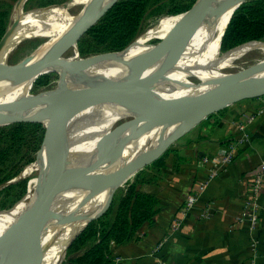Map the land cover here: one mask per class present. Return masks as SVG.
Masks as SVG:
<instances>
[{
  "label": "bare ground",
  "instance_id": "6f19581e",
  "mask_svg": "<svg viewBox=\"0 0 264 264\" xmlns=\"http://www.w3.org/2000/svg\"><path fill=\"white\" fill-rule=\"evenodd\" d=\"M91 1L72 0L70 4H54L31 11H26L24 5H20L14 13L16 17L20 18V22L11 42L13 52L26 40L55 37L46 47L37 49L34 54L35 59L43 56L75 21L76 15L70 13V8L82 3L88 2L87 4H89ZM240 2L241 0H210L200 7V11L194 8L186 15L162 20L154 28L139 36L129 47L127 53L132 59L103 63L83 74L76 86V94L80 93L81 95L77 107L78 112L82 113L84 118L80 122L79 141L71 158V165L79 157L83 160L97 157L100 140L104 133L109 132L115 121L125 117L130 112V107L141 96L159 95L164 97L174 95L185 100H192V105L163 131H160L136 149H126V152L139 150L140 147L148 145L158 136L171 130L198 107L201 94L232 81V76L225 73L224 69L233 66L236 60L254 51L264 53V42L258 41L242 44L234 48L235 50H231V52L223 53L220 51L223 32L234 8ZM179 26L182 27V33L178 43L172 47L151 46V40L171 33ZM198 38L200 39L199 43L196 42ZM13 52H11L10 57ZM77 56L78 52L75 51L72 58L74 59ZM137 57H143L159 68L170 66L174 68L172 75L181 79L136 88L131 83V79L137 71L143 68V64L135 60ZM61 65L62 61H57L50 67V70H60ZM255 72H264V59L260 61L259 68ZM190 75L197 76L204 80L206 84H196L193 80H190ZM8 77H14L16 82H22L19 83V91L11 98L6 96ZM8 77L0 79V111L2 114L10 113L11 111L8 112L7 110L13 108V111L28 97L32 83L36 78L34 74ZM117 80H121L125 86L118 96L124 94L125 98L118 103L108 104L101 112V116L89 122L88 119L95 109L90 106V102L95 96L94 93H97V90L107 92L111 84ZM72 87L73 79H71L69 91ZM69 91L61 104L56 105L55 108H49L52 117L59 121L61 126H64L66 111L69 108ZM129 91L130 94H128ZM34 111L38 112L35 109ZM85 133L87 137L84 140ZM107 133L105 134L106 137ZM66 153L67 147L61 143L58 151L53 156L39 161L33 167L31 166L32 168L30 167L25 171V174H27L37 168H52L50 174L35 179L30 191L39 190V196H42L44 192L53 186ZM130 169L131 162H120L112 168L106 169L105 173L89 189H69L58 196L55 201V214L39 232L40 242L46 248L44 264H60L62 262L69 243L85 226L88 219L104 207L110 190ZM34 206L35 204L27 203L24 199L13 211H11L12 209L9 210L10 213H7L9 211L0 213V238L3 237L8 240ZM5 242L0 241V245ZM25 262L26 256L21 254L10 263L25 264Z\"/></svg>",
  "mask_w": 264,
  "mask_h": 264
},
{
  "label": "water",
  "instance_id": "95a60500",
  "mask_svg": "<svg viewBox=\"0 0 264 264\" xmlns=\"http://www.w3.org/2000/svg\"><path fill=\"white\" fill-rule=\"evenodd\" d=\"M117 1L119 0H92L89 4L85 5L84 8L76 14V19L69 29L54 42L43 56L39 58H34L37 48L21 61L12 64L9 63L10 54L13 52L11 42L20 22L18 16L11 21V24L8 26L0 40V79L8 76L34 74L36 78L32 83V89L34 83L39 77L51 72L59 71L58 69L50 70V67L57 61H62L61 70L69 69L71 71L70 76L73 79V87L69 91L70 102L69 108L66 111L64 126H61L59 121L55 120L49 112V108H55L56 105L61 102L64 89L57 95L38 93L37 95L31 96L29 94L28 97L10 113L2 114L0 111V123L10 122L16 120L18 112L22 109L33 111L35 107L38 106V108H41L38 116L48 121L50 125L49 133L47 135V143L50 152L47 157L53 156L58 151L61 143L67 147V153L61 163L58 177L53 186L44 192L42 196H39L40 191L37 190L38 194L33 198L32 202V204H35L34 208L11 237L0 246V264H9L21 254H25L26 256L25 264H44L46 248L40 242L39 232L55 214L56 211L54 207L58 196L69 189L87 190L102 174L105 173L106 169L112 168L123 161L131 162L130 171L126 172L125 175H123V178L110 190L109 197L104 207L97 214L88 219L85 226L69 243L65 252L66 256L71 244L85 230L88 224L108 209L115 192L132 180L139 171L160 159L182 137L190 133L195 127L211 115L219 113L228 106L241 101L264 96V72H255L258 69L259 62L256 66L254 65L248 68H242L235 72L227 73L232 76L233 80L219 88L201 94L199 96L200 101L198 107L191 111L171 130L158 136L148 145L140 147L139 150H130L126 152V145L133 139H136V137L141 138L144 134L155 129L161 130L171 118L176 108V102L170 99L161 97L165 99V101L156 100L155 96L160 97L159 95L141 96L130 107V112L133 110L136 112L134 118L132 120H125L123 124H118L122 118L118 119L111 126L107 133L102 154L89 160H83L79 157L71 165V158L79 141L78 134L80 122L84 118V115L78 112L77 104L81 95L80 93L76 94V86L83 74L93 70L100 64L113 62L115 60L132 59L128 56L127 50L138 38L123 50L97 53L78 61L76 58H66V55L72 49H74V52L77 51L79 55V40L96 23H98V21L115 5ZM209 1L210 0H197L190 9L196 8L200 11V7L204 6ZM246 1L248 0H241V2L234 8L232 16ZM27 2L28 0H17L15 3V11L22 4L25 8ZM70 3H72V0H68L64 4ZM31 10L34 9L26 11ZM225 31L221 38V44ZM181 33L182 27L179 26L170 34L155 38L159 41L155 44H151V46L172 47L180 41ZM135 60L143 64V68L137 71L131 79V83L136 86V88L181 79L172 75L174 68L170 66L159 68L143 57H137ZM192 77L197 76L190 75V80H192ZM94 94L95 96H93V99L90 102L92 109L98 105L118 103L125 98L124 94L118 97H113L110 92L106 91L100 92L97 90V93ZM128 94H130V91ZM102 99H104V101H102ZM32 100L36 101L37 105H35V107L30 105ZM120 133L124 134L122 139L114 141V136H117ZM25 175L24 171L19 176L0 186V189L23 178ZM62 262L60 264H62Z\"/></svg>",
  "mask_w": 264,
  "mask_h": 264
},
{
  "label": "crops",
  "instance_id": "0c3cea01",
  "mask_svg": "<svg viewBox=\"0 0 264 264\" xmlns=\"http://www.w3.org/2000/svg\"><path fill=\"white\" fill-rule=\"evenodd\" d=\"M239 122H247L250 140L200 194L160 257L168 264H264V179L258 227L252 230L250 222L241 219L253 199V179L264 161V96L211 115L169 150L151 183L144 186L160 199L161 211L137 237L116 247L114 264H155L154 247L170 232L188 196L197 192L213 159L236 139ZM205 156L212 159L209 164L203 163Z\"/></svg>",
  "mask_w": 264,
  "mask_h": 264
},
{
  "label": "trees",
  "instance_id": "16d2710c",
  "mask_svg": "<svg viewBox=\"0 0 264 264\" xmlns=\"http://www.w3.org/2000/svg\"><path fill=\"white\" fill-rule=\"evenodd\" d=\"M16 1L0 0V40L9 26ZM196 1L119 0L79 40L80 55L87 57L102 52L123 50L144 31L150 27L154 28L162 20L190 13L193 10L190 8ZM54 2L55 0H28L26 8L46 6ZM256 40L264 41V0H248L234 12L223 36L221 50L225 53L231 52L241 44ZM46 76L48 75H42L37 79L32 89L33 93H40L47 88L51 81L49 78L42 81ZM71 79L69 76L62 82L64 94L61 102L67 96ZM163 98L176 102L171 118L161 130L155 129L142 136L143 141H133L132 149L138 148L163 131L192 105L191 100L174 95ZM12 109L7 111L10 112ZM38 114L34 110L22 109L18 112L16 120L0 123V186L19 176L27 165L25 171L38 160L48 158L50 149L47 135L50 125ZM167 153L152 164L163 165ZM151 179L146 178L142 170L133 181L120 187L108 209L92 220L71 244L64 264H114L116 247L125 245L137 237L142 228L152 223L161 211L160 199L155 193L144 189L145 185L151 183ZM26 183L27 179H24L0 190V208L7 206L4 201L6 196L16 193L17 197H21L25 193Z\"/></svg>",
  "mask_w": 264,
  "mask_h": 264
},
{
  "label": "rangeland",
  "instance_id": "374dc122",
  "mask_svg": "<svg viewBox=\"0 0 264 264\" xmlns=\"http://www.w3.org/2000/svg\"><path fill=\"white\" fill-rule=\"evenodd\" d=\"M67 1L68 0H55L54 3L49 4V5H46V6H51V5H54V4H64ZM87 3H82V4H78V5H75V6L71 7L70 8V13L72 15L78 14L84 8V6L87 5ZM46 6H38V7H33V8L32 7L26 8V5H25V10H30V9H35V8H41V7H46ZM14 13H15V5H14V8H13V12H12V16L10 18L9 25L11 24V21L14 20L15 17H16L14 15ZM177 16H179V15H177ZM174 17H176V16H174ZM150 28H152V27H150ZM150 28H148L146 31H148ZM146 31H144L142 34H144ZM159 37H163V35L162 36H159ZM53 38L54 37H49V38L48 37L47 38H35L33 40H26V41H24L21 45H19L14 50V52L11 55V57H9V63H11V64L12 63H17V62L21 61L22 59H24L25 57H27L28 55H30L32 52H34L37 48L39 50L40 48L46 47V45L48 43H50ZM155 40L156 39L151 40L150 43L151 44H155L156 43V42H154ZM199 41H200V39L198 38L196 42L199 43ZM73 55H74V49H72L71 51L68 52V54L66 55V58H69L70 59V58H72ZM82 58H85V57L81 56L80 55V52H79V55L76 57V60L78 61V60H81ZM262 59H264V53H262L261 51H254V52L248 53V54L244 55L243 57L239 58L238 60H236L234 62V64H233V66L224 69V72L225 73H231V72H235L237 70H240L242 68H248V67L254 66V65L256 66L257 63L258 62L260 63V61ZM258 68H259V66H258ZM45 75H48V76L44 77L42 79V81H45V80H47L49 78L51 82L47 86V88L44 89V90H42V91H40V93H47L49 95H57L58 93H60V92L63 91L64 85H63L62 82L71 75V71L69 69H62V70H59V71H56V72H51V73L45 74ZM8 78H9V81L7 83L6 96H7V98H11L12 96H14L19 91V89H20V84L19 83H22V82H16L14 77H8ZM191 79L196 84H200V85H205L206 84V82L204 80L200 79V78L192 77ZM124 88H125V86H124V84H122V81L121 80H117V81H115L114 83L111 84V86H110V88L108 89L107 92H110L111 93V96H113V97H118V95L120 94L119 92H121L122 90H124ZM32 89H33V87H32ZM32 89H31V91H30L29 94L31 96L37 95L38 93H33L32 92ZM155 99L156 100H163V101H165V99H163L161 97H158V96H155ZM102 101H104V99H102ZM191 102H192V100H191ZM59 104H61V102ZM30 105L32 107H35V105H37L36 104V101L35 100H32V102H30ZM107 105L108 104H103V105H100V106L99 105L96 106L95 109H94V111H93V113L91 114V116L88 119L89 122H92L96 117L101 116L100 115L101 112L104 110V108ZM37 108H38V106L35 107V110H37L40 113V110H38L40 108H38V109ZM135 113L136 112L133 110L132 112H130L129 114H127L125 117H123L119 121L118 124H123L125 122V120H132L134 118ZM106 133H107V131H106ZM106 133H104V135L102 136V138L100 140L99 149L97 151V156H99L100 154H102L103 151H104V145H105L104 144V141H105V138H106V136H105ZM84 136H85L84 137V140H85L86 137H87V134L85 133ZM123 136H124V134H121L120 133L117 136L115 135L113 140L114 141H118L119 139L121 140ZM136 140L139 141V142L140 141H143L140 137H136V139H133L132 141H130L126 145L127 146L126 149H131L132 148L133 141H136ZM35 161H37V160H35ZM34 165H32V167ZM25 168L23 169L22 173L25 171ZM157 169H158V164L157 165L156 164H154V165L151 164V165L146 166L143 169L145 177L146 178H149V179L153 178L154 171L157 170ZM51 172H52V168H43V167L42 168H39V169L37 168L34 171H32L31 173H27L23 178L15 181V183H16V182H20L21 180L27 179L25 193L21 197H17L16 193L13 194V195H10V196H6L4 198V201L7 203V206H5L4 208H0V213L9 211L11 209H12L11 211H13L14 208L17 206V204H19L24 199H26V202L27 203H30L31 204L33 202V198L38 194V191L37 190L30 191V187H31V184H32L33 180L35 178H40V176L43 177L44 175H48ZM137 174L129 182L133 181L134 178L137 176ZM4 188H2V189H4ZM2 189H0V190H2ZM11 211H9L7 213H10ZM6 240H7L6 238L5 239L3 237L0 238V241H4L5 242ZM66 259H67V254H66L65 259L62 262V264L65 263ZM9 264H13V263H9Z\"/></svg>",
  "mask_w": 264,
  "mask_h": 264
},
{
  "label": "built area",
  "instance_id": "2783aa9c",
  "mask_svg": "<svg viewBox=\"0 0 264 264\" xmlns=\"http://www.w3.org/2000/svg\"><path fill=\"white\" fill-rule=\"evenodd\" d=\"M254 117H249V122H252ZM238 134L236 139L231 142L228 148L221 152L216 159H213L214 165L211 166L208 170L207 176L203 179V181L198 186L197 192L190 194L183 205L180 215L176 217L170 232L154 247L153 255L156 256L155 264H168L160 254L165 249L167 243L170 241L173 234H175L182 226L184 217L187 215L188 211H190L198 202L200 198V194L206 192L211 185V183L216 179V177L226 168L228 164H230L236 157L237 150L246 144L250 140V134L248 131L247 122H239L237 123ZM212 159L208 156L203 157L202 161L204 164H209ZM264 179V161L261 162L259 170L253 179V199L248 201L244 212L242 213L241 219L247 220L250 222L251 229L255 230L260 222V214L259 208L260 204L258 201L259 191L262 187ZM205 215H209L208 209H205ZM253 246H256V241H253Z\"/></svg>",
  "mask_w": 264,
  "mask_h": 264
}]
</instances>
